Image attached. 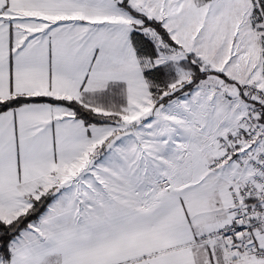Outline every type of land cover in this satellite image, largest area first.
<instances>
[{
	"label": "snow or ice",
	"instance_id": "1",
	"mask_svg": "<svg viewBox=\"0 0 264 264\" xmlns=\"http://www.w3.org/2000/svg\"><path fill=\"white\" fill-rule=\"evenodd\" d=\"M0 264H264V0H0Z\"/></svg>",
	"mask_w": 264,
	"mask_h": 264
}]
</instances>
